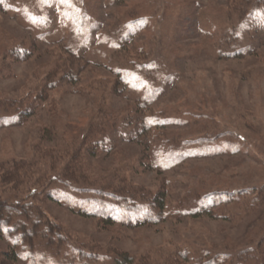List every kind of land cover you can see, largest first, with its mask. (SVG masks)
<instances>
[{"label":"rangeland","instance_id":"rangeland-1","mask_svg":"<svg viewBox=\"0 0 264 264\" xmlns=\"http://www.w3.org/2000/svg\"><path fill=\"white\" fill-rule=\"evenodd\" d=\"M15 47L26 60L6 56ZM70 53L74 78L61 72L18 119L9 102ZM97 129L104 152L92 154L82 142ZM40 143L77 149L84 173L63 177L70 151L19 188L0 179V198L37 219L16 264H115L116 252L126 264H264V0H0V160H33ZM123 178L131 207L103 186ZM215 192L236 194L201 204ZM13 250L26 253L0 239V255Z\"/></svg>","mask_w":264,"mask_h":264},{"label":"trees","instance_id":"trees-1","mask_svg":"<svg viewBox=\"0 0 264 264\" xmlns=\"http://www.w3.org/2000/svg\"><path fill=\"white\" fill-rule=\"evenodd\" d=\"M133 26H135V23H132ZM116 48H122L121 43H118L117 45H115ZM11 53V54H10ZM21 54V57L19 56ZM29 53L27 50L25 49H19L16 48L12 49L11 51H9L6 56H9L11 59L13 60H17V59H21V60H26V58L28 57ZM70 58L68 60V62H70L71 67L69 66H56L53 69H50L49 71H45L44 75V79L38 80L37 84L34 85V88L28 90L27 96H24L20 99L17 100H13L11 103L9 102L8 106L12 107V109H16V110H20V112L16 115L18 119L21 118L22 121H25L29 115H31L32 113H34L38 107H40L41 104H43V102L48 98V95L50 93L51 90H53L54 88L57 87L58 81H56V78L59 74H62V77L66 76V78L68 79H73L74 77V69L75 66H77L78 63V56H76L75 53H70ZM67 62V63H68ZM16 118V119H17ZM103 121H101L102 123H100V125H98V128H101L103 126V122L105 120H107V116L103 115ZM139 120V119H137ZM144 123H141V126H139V124H137V127L140 129V134H142L143 132H147L150 128H151V123L150 121L149 124L146 121H143ZM98 136H102V133L100 132L99 129L94 130V131H90L87 136L85 137V139L82 142V148H85L87 152L90 151V147L92 145H94V143H96V148L95 150H92V154L93 153H97V152H104L102 146L99 144V142H101L98 139ZM65 136H61V140L64 139ZM76 139H74L75 141ZM96 141V142H95ZM103 141V139H102ZM69 148V146L67 147ZM94 149V148H93ZM108 151V148L106 149ZM105 150V151H106ZM72 151V150H70ZM70 151L67 152H61L60 150H48L45 149V147H41V143L39 144V146L37 147V149L35 150V152L32 154L33 155V160H15V161H10V162H6L4 163L2 160H0V174H1V183L3 184H8V185H13L16 188H19L21 186L24 185L23 180L25 179H30L33 176L38 175L39 174H45V172L48 169H56L53 168L52 165H56L58 164L59 160H61L63 157L67 156ZM72 155V156H71ZM71 156V160H69L67 163L68 165L64 168V170L62 171L63 177L64 178H70L71 181H74L75 178L77 177V173H84L83 171V167H84V163H83V159L82 158V154L81 152L79 153L77 149L73 150L70 154ZM69 156V157H70ZM39 165L41 166L40 169L38 171H36V169L34 170V168L37 166L39 167ZM64 172V173H63ZM76 175V176H75ZM85 178V177H84ZM76 182V181H75ZM119 182V181H118ZM120 185L117 186L115 182L112 181H108L103 183L104 188L106 190H108V192H112L113 196H118V200L120 199L124 200V204L127 207H131L128 204L130 203H125V201H130L132 204L135 205V203L137 201V198H139V195L137 192H135V189H130L127 188V184H126V180L123 178L122 181L119 182ZM124 185V186H123ZM126 186L127 190L124 187ZM107 192V191H106ZM246 192V193H245ZM251 192L254 191H242V194H249ZM261 193H264V190H261ZM236 193H226V192H215L212 194L207 195L206 197H204L201 200V204L203 203H207L209 201L210 206H213L216 202L220 201H227L230 200L231 198H234V195ZM241 194V193H240ZM53 197V196H51ZM164 195H159L155 198L154 202V206H151L153 208H156L159 211H162L164 209ZM120 202V201H119ZM122 202V203H123ZM103 204V201H102ZM135 208V207H134ZM23 209H26V207H24ZM112 209L111 211H114V208H110ZM204 209V208H203ZM203 209H196L195 210V214H191V215H198V213L204 211ZM152 210V209H151ZM208 211V210H206ZM28 211H17V209L15 207H12L11 205H9L7 202H5L3 199L0 198V239L5 240L8 243H11L12 245L18 246L21 245L24 247V251H26V253H17L15 250H13V253H3V255H0V264H6L5 262H9L10 264H16L17 262V258H23L27 256V252L28 249L26 248V241L28 242V238H30V234L27 232L26 227H30L32 228L34 226V228L38 229L36 226L37 224L34 223L37 222V219H35L34 221H31L27 216L26 220L27 221H23L21 218L29 215V213H27ZM105 212L107 213H111L110 211H101V213H94L92 216L95 217H99V219L102 222H108L114 223V217L105 214ZM152 212V211H151ZM17 216V217H15ZM36 216V215H35ZM36 218V217H35ZM20 219L23 221L24 224H19L17 223L16 225H12V222ZM19 224V225H18ZM21 228V230H20ZM20 230V231H19ZM39 231H41V227L39 229ZM50 229L48 230V228L45 229L46 233H49ZM21 232V233H19ZM50 232H53L52 229ZM11 233V234H10ZM10 234V235H9ZM117 253V259L115 261V264H126L129 260V258L127 257V255H125L122 252H116ZM94 257V258H93ZM188 257L187 254H185L184 257H182L183 261L185 263H188V261L191 259H186ZM208 257V255H207ZM92 258L95 260L97 259V255L94 254L92 256ZM227 259V256H217L216 258H214V260H211V263L214 264H222L223 261H225ZM247 260H245L246 262L249 260V258H246ZM217 260H220L221 262L218 263ZM33 264V263H30ZM170 264H184L179 262V259L176 261L175 257L171 258V263ZM195 264H204L202 262V259H199L198 262L195 261ZM246 264V263H244Z\"/></svg>","mask_w":264,"mask_h":264}]
</instances>
